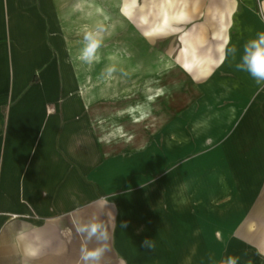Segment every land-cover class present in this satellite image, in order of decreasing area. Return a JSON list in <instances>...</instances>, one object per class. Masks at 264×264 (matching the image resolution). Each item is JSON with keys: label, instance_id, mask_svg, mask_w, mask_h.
Instances as JSON below:
<instances>
[{"label": "crops", "instance_id": "obj_1", "mask_svg": "<svg viewBox=\"0 0 264 264\" xmlns=\"http://www.w3.org/2000/svg\"><path fill=\"white\" fill-rule=\"evenodd\" d=\"M136 3L0 0V264H80L83 237L75 224L104 197L113 210L117 264L216 261L208 242L241 216L243 241H259L251 229L264 219V85L236 65L243 45L264 31V0H163L157 20L147 11L139 15L147 38L167 36L176 26L180 83L185 69L195 82L212 78L201 86L204 109L194 118L193 136L215 139L221 121L242 131L227 149L240 153L241 162L239 187L228 197L217 185L206 192L194 180L190 186L185 179H194V171L167 169L170 156L184 154V140L170 143L166 136L154 154L152 125L139 127L138 141L136 122L119 111L133 97L143 98L137 80L154 70L152 60L136 58ZM93 41L92 58L85 60L83 50ZM121 50L130 56L121 57ZM178 92L169 90L156 105L162 109L174 94L182 103ZM110 107L118 111H106ZM138 114L145 117L143 110ZM111 120L123 125L128 139L114 136ZM202 120L210 121L211 132L196 136ZM145 238L153 250L142 247ZM28 246L40 254L27 256Z\"/></svg>", "mask_w": 264, "mask_h": 264}, {"label": "rangeland", "instance_id": "obj_2", "mask_svg": "<svg viewBox=\"0 0 264 264\" xmlns=\"http://www.w3.org/2000/svg\"><path fill=\"white\" fill-rule=\"evenodd\" d=\"M163 0H137L136 6V36H137V49L136 58L138 63H144L146 59L152 60L153 74L145 78L144 80H137L136 89L138 93H142L143 98L139 99L138 96L133 97V101L121 108L119 111L121 114H127L131 120L137 124L135 130V137L139 141L140 139V126L152 125V141L154 154L159 153L162 149L160 141L164 137H169V142L176 143L177 141L184 140V154L178 159L170 156L168 160L167 169L171 172L173 170H184L186 174L195 173V178H186L188 184L191 186L193 180L195 184H200L202 192L211 190L212 187L218 186L224 191V197L231 196V193L239 187L237 180L240 175V153L228 152L227 149H233L236 138H240L242 131L236 124L227 128V124L221 121L216 125L217 130H213L212 136L216 138L211 140L210 138H203L200 142L193 136L194 118L199 114V111L203 110L202 97V84L207 80L212 79L207 77L200 81H194V77L188 70L185 73V81L180 83L179 76L180 71L176 65L177 58L179 56L177 33L175 32L176 26H174L173 33L167 36H160L155 38H147L144 34L145 26L140 18V14L143 11H147L148 16L151 19L157 20L158 7ZM203 52V51H202ZM198 53V52H197ZM189 55V54H188ZM187 55V56H188ZM128 50H121V57H129ZM131 56L133 52H131ZM186 56V57H187ZM170 61L172 66L167 70H162L163 62ZM143 66H138V78H141ZM147 76V75H146ZM145 77V76H144ZM129 89V88H128ZM174 91L177 89L181 96L180 101L184 104V111H182V103L178 102L176 95H169L165 99L163 108L160 109L159 104L156 105L159 100L169 90ZM152 92L151 94H148ZM151 95V97H149ZM144 96H148L144 99ZM142 108V109H141ZM145 112V117L141 118L138 114L139 110ZM106 111H118L116 107L106 108ZM164 115L163 122L161 116ZM158 125V128L156 127ZM108 126L115 129V137L129 138L127 130L123 125L115 120L108 122ZM133 129V128H132ZM248 132V131H247ZM235 139V140H234ZM240 149V146H236ZM170 151L176 146H171ZM171 153V152H170ZM169 153V155H170ZM236 166V168H235ZM159 170V167H158ZM160 177H155L154 181L159 180ZM212 188V189H211ZM264 193V189H262ZM227 195V196H226ZM105 202H109L108 197H104ZM201 212L208 214L209 211L204 210V201L201 202ZM207 209V208H206ZM100 214L105 223L109 226L111 236V215L113 210L111 208L101 209L94 206L88 211V217L92 213ZM237 222L230 227H227L226 231H216L217 242H208L210 252L215 248L218 253L216 261L213 258H207V264H228L229 258H234L236 264H256V259L264 261V219L257 221L256 226L251 230L256 231L259 241H251L248 244L243 241L242 238L248 237L243 231L244 216L235 219ZM205 221H209L206 219ZM212 228V227H211ZM212 230V229H211ZM255 237V236H254ZM253 237V239H254ZM110 251L105 255L103 264H117L112 252L113 247L111 240L109 242ZM180 263V259L175 258L174 263ZM259 263V262H258Z\"/></svg>", "mask_w": 264, "mask_h": 264}, {"label": "clouds", "instance_id": "obj_3", "mask_svg": "<svg viewBox=\"0 0 264 264\" xmlns=\"http://www.w3.org/2000/svg\"><path fill=\"white\" fill-rule=\"evenodd\" d=\"M88 39V37H86ZM96 43L90 42L83 50L82 58L90 60L96 48ZM232 53L236 52V48L230 49ZM225 57H221L223 61ZM237 69L248 73V75L258 84L264 85V31L256 34L254 38L249 39L243 45V52L240 62L236 65ZM101 209L106 208L108 203L103 199L98 201ZM79 211V209H77ZM100 214L92 213L88 219L81 220L75 224V232L83 237L80 247L79 261L80 264H103L105 255L110 251L109 242L111 239L109 226L101 218ZM121 228L127 227V222L120 224ZM23 234H21L22 236ZM142 247L147 250L154 249L152 239L145 238L142 241ZM41 249L38 247L28 246L25 248V254L35 258L40 254ZM228 264H236L234 258H229Z\"/></svg>", "mask_w": 264, "mask_h": 264}, {"label": "bare ground", "instance_id": "obj_4", "mask_svg": "<svg viewBox=\"0 0 264 264\" xmlns=\"http://www.w3.org/2000/svg\"><path fill=\"white\" fill-rule=\"evenodd\" d=\"M212 117L215 118L216 117V114L215 113L212 114ZM211 127H212V124H210V121L209 120H202L199 123L197 130H195L196 131L195 132V135L196 136H201V137L203 135H207V134H209L211 132V129H212ZM193 130H194V128H193ZM259 264H264V261H260Z\"/></svg>", "mask_w": 264, "mask_h": 264}]
</instances>
